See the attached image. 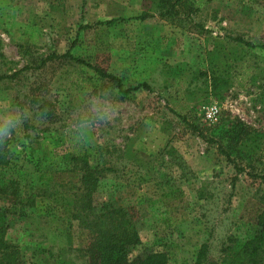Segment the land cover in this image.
Returning a JSON list of instances; mask_svg holds the SVG:
<instances>
[{"label": "rangeland", "instance_id": "1", "mask_svg": "<svg viewBox=\"0 0 264 264\" xmlns=\"http://www.w3.org/2000/svg\"><path fill=\"white\" fill-rule=\"evenodd\" d=\"M156 1L0 0V124L15 123L11 135L0 128V177L36 198L6 212L0 195L18 264H53L58 248L85 264L76 254L87 231L37 197H71V131L98 171L94 206L127 209L133 253L165 250L169 264H193L205 244V260L219 264L259 228L264 159L247 151L237 170L189 125L208 137L238 118L264 135V0ZM94 67L136 88L122 94ZM212 73L222 76L216 90Z\"/></svg>", "mask_w": 264, "mask_h": 264}, {"label": "trees", "instance_id": "2", "mask_svg": "<svg viewBox=\"0 0 264 264\" xmlns=\"http://www.w3.org/2000/svg\"><path fill=\"white\" fill-rule=\"evenodd\" d=\"M181 0H168L167 5L173 7ZM158 5L163 6L164 0H157ZM142 17V16H140ZM233 40L241 44L252 46L241 37H234ZM99 75L114 82L118 91L126 94L134 90V87L122 88L119 80L112 74L105 73L102 69L94 67ZM1 77V76H0ZM3 77V76H2ZM7 77V76H4ZM211 87L217 89L222 82L220 74L212 73L210 76ZM224 82V81H223ZM146 86L145 84H141ZM139 85V86H141ZM190 128L203 140L215 144L216 148L224 157L232 163L238 170L240 169L236 159H242L245 152L257 150L258 158L264 159V135L247 126L238 118H231L216 123L209 136H205L196 126L190 124ZM70 146V162H72L70 178H75V182L70 185L72 191L68 200L62 198H50L52 192L41 191L37 196L39 201L46 203L52 201L54 207L66 212L70 221L83 228L88 233V243L84 249H78L76 255L81 256L85 264H169L171 253L165 250H154L141 255L132 251L140 244L139 237L133 227L127 209L118 207H95L92 201V193L97 186V170L86 166L87 154L83 147V141L76 132L71 131L66 136ZM8 162L7 156L2 146H0V165ZM77 163L79 165L77 166ZM78 168V170H76ZM258 177L264 178V174ZM0 195L5 199L7 212L11 205H35L34 195L25 193L23 186L18 180L13 178L0 177ZM165 207H168L165 204ZM5 212V213H6ZM0 212V249H4L0 254V261L4 264H18L19 254L14 248L9 247L4 236L7 223L4 222L5 214ZM163 211L158 212L162 215ZM153 219H157L153 216ZM162 220L165 217L161 218ZM166 223L169 224L168 221ZM259 228L250 240L245 242H235L228 246L219 264H261L264 258V211L258 220ZM167 224V225H168ZM62 248L56 249V253L49 252L55 258L53 264H75L71 259L63 256ZM205 244H202L196 251L193 264H217L214 260H205Z\"/></svg>", "mask_w": 264, "mask_h": 264}, {"label": "clouds", "instance_id": "3", "mask_svg": "<svg viewBox=\"0 0 264 264\" xmlns=\"http://www.w3.org/2000/svg\"><path fill=\"white\" fill-rule=\"evenodd\" d=\"M9 127H13V128L15 127V123L13 122L12 118L11 117L3 118V123L0 124V128H3L5 131V134L7 135H11V133L7 131Z\"/></svg>", "mask_w": 264, "mask_h": 264}]
</instances>
